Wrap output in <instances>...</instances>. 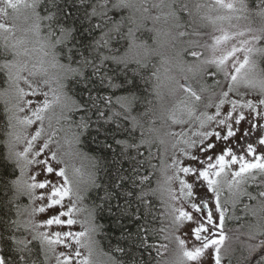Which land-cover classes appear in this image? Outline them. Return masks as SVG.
Returning a JSON list of instances; mask_svg holds the SVG:
<instances>
[{"label":"snow or ice","instance_id":"1","mask_svg":"<svg viewBox=\"0 0 264 264\" xmlns=\"http://www.w3.org/2000/svg\"><path fill=\"white\" fill-rule=\"evenodd\" d=\"M67 2V0H65ZM240 7L236 6L235 0H214V6L226 9L229 12H250L247 0H239ZM92 8L91 13H86L91 24L88 30L90 39L81 41L78 44L70 42L74 40L75 33L78 29L74 24L66 22V17L70 15L64 12L56 0H0V17L9 18L10 14L15 16L21 9L28 10L32 25L28 30L38 45V48H29L28 44L33 40L27 38H17L15 35L14 25L0 22V57H4V63L0 65V69L6 72L7 82L10 86L15 85V92L20 97L25 96H42L43 99L35 102L36 107L31 110V115L20 120L15 115L12 108L7 106L8 102L5 100V112L7 115L6 128L9 129L5 133L7 139L4 141L7 152L3 156L5 164H10L13 169H19L20 176L15 179L5 178L2 182L6 189L11 190L13 196L18 198L20 195H28L29 199H33L32 192L36 188H45L50 181L35 182V176L30 177L32 183H27L22 179L25 174V169L34 164H43L47 173L55 172L56 175L62 178L63 183L60 185H52V191L49 194V207L60 205L63 207V200L68 198L71 200L74 188L73 181L70 179L67 168L61 167L56 170L49 163V160H57V152L50 151L47 158L38 159L46 150H50L52 144L59 145V141L55 140L56 131L50 133L48 138L40 145L38 149L33 151L35 142L42 136L44 132L45 114L52 105V101L48 99V92L41 91L42 85H48L49 80L44 79L40 84H33L27 77L22 76L23 71H29L27 63L21 61V57L30 56L34 52L41 54V72L44 76L48 75L45 64L52 68H58L65 74L60 79H67V74H72L74 77H79L84 83L86 89L89 85L96 88L97 92L100 90L120 89L126 92V95L117 97L116 105L121 111L111 110V115L106 116L104 110L101 108V103L105 106L113 105L112 96H92L89 90L88 100L81 103L73 101L75 108L83 111L85 116L91 110H95L97 115L96 127L92 128L90 118L81 117L77 127L79 132H74L72 135V143L79 145L81 143L80 137L90 130L95 131L97 135L103 134L105 139L103 146L111 151H114L120 157L119 167L117 169V176L113 184L112 190L106 191L104 202L107 205V210L112 213L115 211L117 219L127 218L130 223L137 225L135 230L125 228L122 233L125 247H117L115 251L122 254L121 259L117 260L114 257H109L112 264H140V261L134 255V251L148 250L151 256V249H156V254L161 255L160 249H167V244H148L149 229L140 224L142 219H146L145 213H151L152 203L145 199L150 193L156 194V190L148 189L146 184L150 183L151 177L148 175H139L140 161L131 155V151L135 150L137 156L142 157L143 152L140 151L142 147L147 145L146 150L151 155V141L144 138L141 132L139 140L136 138L137 128L142 127L135 116L131 115L135 102L139 99L138 91L140 89V80H145L141 76V69L148 68L149 58L155 53V49L148 43L149 40L154 39L152 36L142 38L137 33L140 31L142 21L145 19L143 15L137 16V12L147 13L148 7L143 4L137 6L133 0H99L98 3L89 5ZM153 8H169L166 17L174 20L176 27H187L196 23L193 13L185 3H178V0H171V3L165 4L164 0L160 3L152 4ZM202 7L197 5V10ZM127 10L129 14L123 15ZM63 13V17L59 13ZM180 12H187L189 21L186 24L181 23ZM43 13V15H42ZM109 13L120 14V19ZM255 15L264 19V0H259L256 6ZM91 17H96L99 22L92 23ZM239 18V17H237ZM159 20L160 17H154ZM220 19H231L228 17H220ZM126 29V31H125ZM99 31V36L94 35ZM252 32V29H248ZM260 35H252L247 39H240L237 43H230L236 40L237 37H245V31H237L229 33L222 31L220 35L213 37V44L210 46L213 55L209 59L201 61V71L208 78L213 80L212 85H204L199 90L193 86L185 77V83H176L172 90L175 95L177 92H182L183 97L179 99L173 109L169 113V119L175 125H190L192 121H198L199 128L192 132L191 136L183 130L180 132H173L171 135L179 137V142L185 145L180 151L182 155L188 159L189 163L184 165L182 160L174 159L172 167L175 169V175L168 177L169 182L173 179L178 181V190L168 189L169 199L173 202L179 201L181 207H176L173 203L170 205V212L172 214L173 223L177 226L182 225L185 221L194 222L197 226L191 229L195 241L199 242V246H193L191 249L187 247L184 239L176 238L180 247L181 255L177 264H197V262L204 255V252L209 247L215 248L216 264H220V246L225 240L223 232L226 209L221 206V192L222 183H227L229 193L236 197L238 201L240 197L247 196L248 199L253 200L259 198L262 207H264V190L258 191L256 196H253L247 191L250 183H255L260 179L258 187L264 189V155L255 156V148L251 143L247 144V153L252 155L254 159H246L244 155H237L231 147L222 149L219 154H215L217 144L212 142L213 137L216 140L227 141L229 138L236 136V130L233 125H239L246 119L244 109L249 110L252 115V120L249 121L252 129H259L262 138L259 143L264 145V76L257 78L256 63L252 60L254 53L264 54V47H255L264 41V28L260 29ZM180 36L190 35V33L181 31ZM191 35H200V33L193 31ZM125 42L126 52L123 56L114 55V51H119V48L113 47L114 44H121ZM123 46V45H122ZM224 46L220 55H216V51ZM135 52L136 57L130 60L127 53ZM194 58H199L202 53L198 51H191L189 53ZM241 55L243 58L241 59ZM10 57V59H9ZM78 57L79 59H75ZM62 59L67 60V63H62ZM231 61V64H229ZM134 62L138 67L131 69V76H129V64ZM76 63L79 67L73 68L72 64ZM115 66V67H113ZM35 67V65L33 66ZM91 68V73L85 75L84 69ZM229 68L232 70L229 71ZM38 73L29 71V75H37ZM123 75V79L119 83L116 81ZM156 76V73H152ZM223 76V82H226L227 90L221 89L219 92L218 103H213L212 98L209 97L205 102L203 93L208 91L210 87L214 88L220 86L222 81L217 79L218 76ZM158 79V77H157ZM23 80L29 88L25 91L24 88L19 87V81ZM145 82H147L145 80ZM258 90V99L253 101L250 99H243L246 93L240 92V87ZM64 83H60V88H65ZM4 95L8 94V90H4ZM230 94H234L237 99H230ZM114 95V93H113ZM159 95V93H157ZM215 95V93H213ZM56 100L60 97L56 96ZM34 102L29 100L27 104L31 106ZM203 104L205 108H215L214 114L199 112V106ZM225 104L230 107L222 112ZM23 112V108L17 109ZM16 121L18 124L29 126L39 122V128L30 139L26 140L23 151H18L16 145L20 142L21 136L15 130ZM130 123V126L128 122ZM212 123H215L218 129H224V134L215 129L204 130ZM191 132V128L188 129ZM245 136L248 135L246 131ZM120 137V138H117ZM193 137H198L195 139ZM111 140L112 143H108ZM113 144L116 148L113 149ZM195 150V151H193ZM199 154H204L205 158L200 159ZM130 162L129 174H123V163ZM115 163V161H114ZM193 164L199 165L194 167ZM233 165L238 166L233 170ZM181 173L187 177L191 175L192 182L181 178ZM14 174V173H13ZM228 175H231V180L225 181ZM95 184V179H92ZM206 186L208 192H211L215 201V209L218 212V222L213 218L212 208L208 207V201L205 197L200 196L199 202H191L189 207L197 214L195 221L191 211L185 209V201H194L197 197L196 188ZM139 189V190H137ZM79 199V196H77ZM39 199H44L40 196ZM233 201V206H235ZM11 203V201H9ZM143 205V211L141 210ZM103 210V205H98ZM33 211L44 212L45 208L40 207ZM77 212L75 203L70 204L66 212H60L58 215L52 216L41 225H36L30 222L21 223L19 219L10 220L7 227L10 229L9 236L6 243H10L16 249V258L19 264H37L34 257H38L41 251L52 252L56 245H63L69 249V252H61L57 257V264H94L92 259L96 240L95 234L102 226L91 222L88 227L82 231L73 232L71 230L65 232L47 233L40 232L36 229L39 227L57 226H71L77 223L73 219V214ZM19 206L16 208L17 217L20 216ZM255 215V212L252 213ZM67 217V219H61ZM4 225L0 224V228ZM209 229H213L209 232ZM217 230L218 233H217ZM23 231L27 235L17 237V232ZM161 231H163L161 229ZM208 233V235H202ZM218 234V238L216 237ZM31 237L30 239L28 237ZM167 240V237H164ZM4 236L0 235V241H4ZM75 244V251H71ZM81 249H86L87 254L81 252ZM127 257V259H124ZM142 259V257H141ZM0 264H13L5 255L0 254Z\"/></svg>","mask_w":264,"mask_h":264},{"label":"trees","instance_id":"2","mask_svg":"<svg viewBox=\"0 0 264 264\" xmlns=\"http://www.w3.org/2000/svg\"><path fill=\"white\" fill-rule=\"evenodd\" d=\"M184 1L189 0H178V3ZM192 1L195 4L191 5L192 11L193 13L197 14V18H195L196 32L200 33V35H191L193 32L191 25L178 28L175 26V22L173 26L168 24V26H171V28L176 33L175 44L170 49V51L164 47V45L167 44V37H164L163 28L159 25V22L154 19L151 8L147 6L149 8L147 13H136L137 16L143 15L145 17L137 35L141 36L142 38L152 36L154 39L149 40L148 43L153 49H155V53L149 58L148 68L140 70L141 76H143L147 82L138 78V82L140 84V89L138 91L139 99L135 102L131 112V115L135 116L139 121V124L142 126L136 130L135 135L137 140H139L141 132H143L144 138L152 142L150 148L151 155H149V152L146 150L148 147L147 145L140 149V151L143 152L142 157L137 156L135 150L131 151V155L140 161L139 175H148L151 177L150 183L146 184L145 187L156 190L155 195L150 193L145 198L152 203V210L150 214L145 213L146 219H142L140 224L145 225L149 229L147 241L148 244H167L166 250L160 249L162 253L161 255L156 254L155 248L151 249V256H149L148 250L142 249L134 251V255L140 261V264H177V256H180L181 254L176 243L177 240L172 233L173 220L165 189V186L168 183L165 175V157L167 148L165 132L169 128L168 115L171 109L170 107L175 103L174 100L169 98V92L170 89H172V85L169 83L168 70L169 67H171L170 64H173L169 61L170 53H173L174 51L176 52L178 49L177 52H179L180 60L185 59L193 65V68L186 71V73L190 77V80L192 81L191 83L195 88H197V90L200 89L201 82H204L206 85L213 84V80L206 77L200 70L201 67H203L201 65V61L204 60V57L209 50V44L203 43L202 37L208 32L209 28H212V23L209 22L210 24L208 23L209 26L206 28L207 26L204 23L207 20L203 21L205 19L202 16L203 9H199L200 13L197 10V5L206 3L204 1L199 2L198 0ZM56 2L61 6L64 12L70 13V15L66 17V22L69 24H74L78 29V31L75 33L74 40L70 42L69 46H72L73 43L78 44L81 41L90 39L91 37L87 34L91 24L86 13H91L92 8L89 5L98 3L99 0H67V2H65V0H56ZM247 3L249 9H252L253 11L242 12V18L248 22L251 28L256 30L257 35H260V29L264 28V19L255 15L256 6L259 3V0H247ZM137 6H139V4H137ZM59 14L63 17L62 12ZM128 14L129 12L127 10L123 12V15L125 16ZM180 14L181 23L186 24L190 18L185 14V12H180ZM109 15H113L116 19H120V14L109 13ZM91 22L96 23L99 21L96 17H91ZM181 31L188 32L190 35L180 36L179 32ZM93 34L99 36V31H96ZM185 43H189L190 47L183 50V48L181 49L180 47H184ZM0 44H2L1 41ZM113 47L114 49L119 48V51L113 52L114 55H125V42H121V44H114ZM256 47H264V41L256 45ZM193 50L201 52L202 55L199 58L192 57L189 53ZM255 54L257 58V65H259L264 75V54L258 52ZM127 55L130 60H133V58L136 57L135 52H128ZM75 59L79 58L76 57ZM3 61L4 57H0V65H2ZM61 62L67 63V60L62 59ZM72 67L76 68L79 67V65L73 63ZM137 67L138 66L134 62H130L129 76H131V69ZM91 71V68L84 69L85 75L91 73ZM153 72L156 73V76L152 75ZM122 79L123 75H121L120 79H118L116 82L119 83ZM217 79H220L222 84L218 87V89H216L217 87H210L208 91L203 93V96H206L205 102H207L209 97H211L213 100L224 87L226 82H223V76L220 75L217 77ZM176 83H173L174 87L176 86ZM6 84V72L0 69V89H2ZM65 85L67 93L70 95L73 101L77 103L88 100L89 90H91L93 97L97 95L112 96L113 105L105 106L103 103H101V108L104 110L106 116L111 115V110L121 111L119 106L116 105L115 100L117 97L126 95V92L120 89L100 90L97 92L96 88H94L92 85H89V88L86 89L81 78L74 77L70 73L67 74ZM157 93H159V95H157ZM179 93L181 96L182 93ZM213 93H215V95H213ZM201 107H204V105L201 104L199 108ZM7 115L8 114L5 112V103L0 100V224L4 225L3 228H0V235L4 236L5 238L4 241H0V254L5 255L9 261L13 262V264H19V261L16 258L15 247L10 243H6L5 241H7L10 231L7 225L10 220L19 219V217L16 215V208L19 206V209H21L27 201V197L26 195H20L18 198H15L12 191L6 189L2 182L5 178L15 179L19 174V169H13L10 164L6 165L3 161V156L7 152V147L4 143V141L7 139L5 133L9 131V129L6 128ZM81 117H85L86 119L90 118L92 122V128L94 129L96 127L95 122L97 121V115L95 114L94 109L89 111L87 116H85L83 111L77 110L74 106L72 109H70L68 120L76 126L77 132L80 131L77 125L79 124ZM130 123L131 122L129 121V126ZM104 139L105 137L103 134L97 135L95 131L91 130L88 133H84L80 137L81 143L79 144V147L85 151L92 160L95 175V184L92 183L89 186L87 192L84 195V202L86 203V207L92 211L95 223L99 226H102L97 232V237L102 250L110 257H114L115 259L119 260L121 259L122 254L115 251V249L117 247H125L122 233L125 231V228H131L135 230L137 225L130 223L127 218L118 220L115 211L110 213L107 210L104 197L106 191L112 190L111 185L115 181L118 174L117 169L119 167L120 157H118L114 151H111L103 146ZM108 143H112V141L109 140ZM115 148L116 145L113 144V149ZM129 168L130 162L125 161L123 163L124 175L129 174ZM259 184L260 179L258 178L255 183L249 184L247 191L253 196H256L258 191L264 190L258 187ZM9 201H11V203H9ZM98 205H103V210L98 207ZM235 208L236 212L238 213V218H231V220L228 221L227 217L226 220L228 227L225 225L223 230L226 228L228 229V232L224 234L226 238L223 244L220 246V253L224 255V258H229L228 260H230L229 262L232 264H264V207H262L261 200L259 198L250 200L247 196H243L241 197V200L235 204ZM257 209H260V213L262 215L261 223L257 222V225L261 227V232L250 233L244 231L243 234L239 236L238 232L233 229L235 224L238 222H243V219H250L251 213L253 211H257ZM141 210L143 211V205H141ZM161 229L163 231H161ZM230 230H233V232ZM15 235L17 237H23L26 235V233L21 231L17 232ZM229 235H231L232 238L239 237V240L242 239L244 241L245 239L249 241V243L255 247V250L249 253V251L247 252L246 249L248 247L247 245L242 244L235 246V243L232 247H230L231 242H228ZM164 237H167L168 239L165 240ZM236 243L239 244V242ZM226 247H229L227 252L225 251ZM42 254L43 251L40 252L38 257H34V259L37 261V264L42 261ZM124 259H127V257H124Z\"/></svg>","mask_w":264,"mask_h":264},{"label":"rangeland","instance_id":"3","mask_svg":"<svg viewBox=\"0 0 264 264\" xmlns=\"http://www.w3.org/2000/svg\"><path fill=\"white\" fill-rule=\"evenodd\" d=\"M136 4H143L144 7H149L152 10L153 17L159 16L160 19L157 20L159 22V25L163 28V35L166 38L167 44L164 45V47L169 51L175 44V37L176 33L171 28L174 24V20L170 17H166V14L169 12V8L163 7V8H153L151 7L152 4L160 3V0H133ZM196 1V0H195ZM204 1L206 4H201L202 7L199 9H203L202 16L205 18L203 21H205L204 24H206V28H208L209 24L212 23V28L208 29V32L202 37V42L209 44V50L206 53L204 59H209L212 57L213 52L211 49V45L213 44V37L220 35L222 31H227L229 33L237 32V31H245L246 36L245 37H237L236 40L231 41L230 43H237L240 39H247L250 38L252 35H257L256 30L251 28V26L246 22L244 18H242V12H229L226 9H222L219 7L214 6V0H198ZM165 4L171 3V0H164ZM236 6L239 8V0H235ZM181 3H185L188 5V8L190 11H192L191 5H195L192 0L184 1ZM199 12V10H198ZM200 13V12H199ZM185 14L188 16V13L185 12ZM43 15V14H42ZM181 16V14L179 13ZM230 16L231 19H220V17H228ZM189 17V16H188ZM193 17L197 18V14L193 13ZM239 17V18H237ZM0 22L7 23L14 25L15 27V35L17 38H27L29 40H33L31 33L28 31L32 25V20L30 19V13L28 10L21 9V11L18 14H15L13 17L12 14H10L9 18L0 17ZM210 22V23H209ZM209 23V24H208ZM171 25V26H168ZM191 28L193 31L196 32V24L191 25ZM248 29H252V32H248ZM2 43L3 41L0 40ZM28 47L31 49L33 47L38 48V45L34 43V40L32 43L28 44ZM190 47L189 43H185L184 47H180L186 49ZM256 47V45H255ZM224 46H221L217 51L216 55H220L223 51ZM174 51L173 53H170L169 61L171 67H169L168 70V79L169 83L172 85V89H170L169 92V98L171 100H174L175 103L170 107V111L175 106L176 102L183 97V93L180 96V93L177 92L175 95L173 94V89L175 88L173 83L179 82V83H185V77L188 78V81L192 82L190 80V77L187 75L186 71L193 68V65L187 61V60H180L179 58V52ZM243 56L241 55V59ZM252 60L256 63V74L257 78L264 76L259 65H257L256 61V54L254 53L252 55ZM10 59V58H9ZM23 63H27L29 71L38 73L37 75H29V71H23L21 73L22 76H25L28 78L29 81H31L33 84H40L42 80L48 79L49 83L48 85H42L41 91L48 92V99L52 101V105L48 112L45 114V120H44V132L42 136L35 142V147L33 151L38 149L40 145L48 138L51 132L56 131V137L55 140L59 141V145L52 144L50 146V150H46L44 154L39 157L38 159H44L47 158L50 154V151H56L57 152V160L61 161L60 163H57V161L49 160V163L52 165V167L56 170H59L61 167L67 168V173L70 177V179L73 181V188L74 192L72 195L71 200L68 198H65L63 200V207L60 205H55L52 207H49V194L52 191V185H60L63 183V180L61 177L53 173H47L45 171V167L43 164H34L25 169V174L22 177L24 181L27 183H32L33 181L30 179V177L35 176V182L40 183L44 181H50V183L45 188H36L32 192L33 199H29L28 195L27 201L20 209V216L19 220L21 223L30 222L36 225L43 224L44 221L51 218L52 216L58 215L60 212H66L68 210V207L70 204L75 203L77 212L73 214V219L77 220V223L71 228H68L67 226H57L52 225L51 227H39L36 230L40 232H47L49 234L55 233V232H65V231H82L84 228L88 227L91 222L94 221L93 213L86 207V203L84 202V195L87 192L89 186L92 184V179L95 177L94 170H93V164L90 157L86 154L85 151L80 149L79 145H76L72 143V135L74 132H77L76 126L70 122L69 119V112L70 109L74 107L73 99L70 97V95L67 93L66 89L60 88V83L65 84V79L58 80L57 77H63L65 74L62 72V70L58 68H52L49 65L45 64L44 67L48 70V75L44 76L41 72V54L37 51L32 53L30 56L27 57H21L20 58ZM4 61L2 62V64ZM229 64H231V61H229ZM35 65V67H33ZM232 69L229 68V71ZM206 85L204 82L200 83V88L202 86ZM19 87L24 88L25 91H29L28 85L23 81H19ZM219 86H217L216 89H218ZM8 90V94L4 95V90ZM223 90H227V85L225 83ZM221 91V90H220ZM241 93H246V95L243 97V99H250L254 102L258 99V90H253L249 88H245L243 86L240 87ZM206 94V93H205ZM59 96L60 99L56 100L55 97ZM206 97V96H205ZM230 99H237L234 94H230ZM42 96H25L23 98H20L16 92H15V85L10 86L9 83L0 89V100H2L5 103V100H7L8 104L7 106L9 108L13 109V112L17 117H19L20 120H23L25 117H28L31 115V110L36 107V103L40 100H42ZM220 97L219 93L216 95V97L212 100L213 103H218ZM33 101L34 103L29 106L27 104V101ZM230 105L225 104L222 108V112L226 111ZM23 108L24 111L20 112L17 109ZM169 111V113H170ZM207 112L208 114H214L215 108H205L201 107L199 108V112ZM246 116V119L242 121L238 126L233 125L234 130H236V136L229 138V140H216L213 137L212 142L217 144V149L215 150V154H219V152L226 148L231 147L233 151L239 156L244 155L246 159L252 160L254 157L247 153V144L251 143L253 147L255 148V156H261L264 155V145H261L259 143V139L262 138L259 129H252L251 125L249 124V121L252 120V115L250 114L249 110L244 109L243 110ZM169 116V115H168ZM13 123H16V121H13ZM169 128L165 132V139H166V157H165V175L167 179L166 184V193H167V199L169 201V204L172 205L175 204L176 207H181V203L179 201L173 202L169 199V193L168 189H175L178 190L179 184L178 181L173 179L169 182L168 177H173L175 175V169L172 167L173 160L179 159L182 160L184 165H187L189 163L188 159L185 158L182 153L181 149L185 147L183 143L179 142V137L171 135L173 132H180L183 130L188 134V136L192 135V132H195L199 128L198 121H192L190 125H175L172 123V121L169 119ZM264 123V122H262ZM39 122L25 126L23 124L16 123V131L20 134L21 140L16 145V149L18 151H23L25 147L26 140L30 139L32 135L35 134L36 130L39 128ZM191 128V132L188 131V129ZM215 129L217 131L221 132V135L224 134V129H218L215 125V123H212L204 130H212ZM248 132V135L245 136L244 133ZM195 139H199L198 137H193ZM246 143L244 147L240 146V144ZM195 151V150H193ZM200 159H204V154H199ZM194 167H199L197 164H193ZM238 166L233 165V170H235ZM18 176H20V171ZM17 176V177H18ZM181 178L186 179L188 182H192L191 175L185 177L181 173ZM225 181L231 180V175H228L226 178H224ZM222 192H221V206L226 209L225 213V220H224V226L228 227L227 223V217L228 221L231 220V218H238V213L236 212L235 206H233V201H236L238 203L241 200V197L239 200H236V197L233 196L231 193H229L227 189V183L224 182L221 185ZM197 197L194 201H185L184 207L186 210L191 211L193 215V220L197 218L198 215L193 209L189 207L191 202H199V197L203 196L208 201V207L212 208L213 211V218L217 220L218 222V212L215 209V201L213 198V195L211 192H208L206 189V186L203 187H197L196 189ZM40 196H43L44 199H39ZM79 196V199L77 198ZM40 207H44L45 211H33L34 209H39ZM255 210V209H254ZM236 212V213H235ZM255 212V215L252 213ZM250 215V219H243V222H238L234 226V230L238 232V235L241 236L244 231L246 232H261L259 225H257V222L261 223L262 215L260 213V209H257V211H253ZM61 219H67V217H61ZM95 222V221H94ZM96 224V223H95ZM97 225V224H96ZM261 225V224H260ZM197 225L194 222L185 221L182 225H175L173 223L172 227V233L175 236V238L179 237L180 239H184L186 241L187 247L191 249L193 246H199V242L195 241L194 236L192 235L191 229L196 227ZM233 232V230H230ZM224 234L228 232V229L223 230ZM236 232V233H237ZM27 235V234H26ZM202 235H207L206 233H203ZM237 235V236H238ZM245 235V234H244ZM249 237V235H248ZM31 238L30 236L28 237ZM218 238V236L214 237ZM94 239L96 240V245L94 248L93 253V261L94 264H112V261L110 260V256L104 252L99 244V240L97 237V233L95 234ZM248 239V238H246ZM254 239V237H253ZM228 242L230 243V247L233 246L235 243V246L237 245H247L248 247L247 252L249 253L253 250H255V247L252 246L249 241L242 239L239 240L238 238H235L231 235H229ZM236 242H239L236 243ZM177 243V242H176ZM178 245V243H177ZM223 248V246H222ZM237 248V247H236ZM76 246L73 244V248L71 251H75ZM176 249V247H175ZM178 249L180 251V247L178 245ZM229 247H226L225 251L227 252ZM223 250V249H222ZM61 252H69V249L65 248L63 245H56L55 250L52 252L43 251L42 254V261L38 264H57V257ZM81 252L85 255L87 254L86 249H81ZM181 253V251H180ZM231 253V251H230ZM248 253V255H249ZM181 255V254H180ZM216 253L214 246L209 247L205 250L204 255L201 257V259L197 262V264H216L215 259ZM220 256V264H232L228 260L229 258L225 257L221 253H219ZM223 256V257H222ZM226 256V255H225ZM248 257V256H247ZM245 257V258H247ZM177 262L180 259V256H177Z\"/></svg>","mask_w":264,"mask_h":264},{"label":"flooded vegetation","instance_id":"4","mask_svg":"<svg viewBox=\"0 0 264 264\" xmlns=\"http://www.w3.org/2000/svg\"><path fill=\"white\" fill-rule=\"evenodd\" d=\"M246 145V143L244 142L243 144H240V146H242V147H244ZM213 231V229H209V232H212ZM218 231L219 230H217V233H218ZM207 235H208V233H206ZM217 236H218V234H217Z\"/></svg>","mask_w":264,"mask_h":264}]
</instances>
